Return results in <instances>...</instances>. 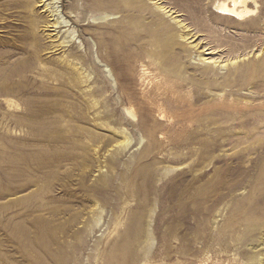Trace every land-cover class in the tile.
<instances>
[{"label": "rangeland", "instance_id": "obj_1", "mask_svg": "<svg viewBox=\"0 0 264 264\" xmlns=\"http://www.w3.org/2000/svg\"><path fill=\"white\" fill-rule=\"evenodd\" d=\"M44 1L0 0V264H264V0Z\"/></svg>", "mask_w": 264, "mask_h": 264}, {"label": "bare ground", "instance_id": "obj_2", "mask_svg": "<svg viewBox=\"0 0 264 264\" xmlns=\"http://www.w3.org/2000/svg\"><path fill=\"white\" fill-rule=\"evenodd\" d=\"M250 0H221L220 2L216 3V6H215V11H217L219 14L221 15H226V16H230V17H233V18H242L244 17L245 15H248L251 13V10L248 9V3H249ZM30 2V1H28ZM33 2V1H31ZM46 2V0L44 1ZM48 3V2H47ZM33 4V3H32ZM31 4V5H32ZM46 4V3H45ZM51 5V4H50ZM27 6V5H26ZM49 6V4H48ZM32 8H34L33 6H31ZM30 8V7H29ZM167 9V8H166ZM163 10V9H162ZM165 10V8H164ZM47 11V9H46ZM49 11V10H48ZM50 13H52L51 11H49ZM166 12V11H165ZM164 13V12H163ZM171 15V14H170ZM55 16V15H53ZM49 17V16H48ZM51 18V17H50ZM102 19V18H101ZM37 22V20H36ZM39 23V22H38ZM43 23H45V28H50V29H53L55 28L54 30L56 31L58 29V21H55V20H46L45 22L43 21ZM32 24V23H31ZM61 24H64V23H61ZM60 24V25H61ZM34 25V24H33ZM33 27V26H32ZM40 28V27H38ZM35 29H37V27H35ZM39 30V29H38ZM54 31V32H55ZM36 32V31H35ZM50 32V31H49ZM33 33V32H32ZM50 34V33H49ZM57 36V35H55ZM53 37V36H51ZM57 39V38H56ZM60 42V41H59ZM58 43V42H57ZM64 43V42H62ZM61 43V44H62ZM61 44H59L61 46ZM62 50V49H61ZM212 64V62H211Z\"/></svg>", "mask_w": 264, "mask_h": 264}]
</instances>
